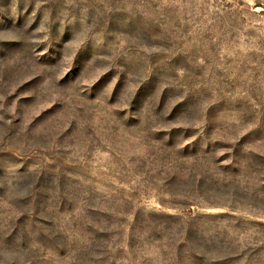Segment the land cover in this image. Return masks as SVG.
Returning <instances> with one entry per match:
<instances>
[{
  "label": "rangeland",
  "instance_id": "1",
  "mask_svg": "<svg viewBox=\"0 0 264 264\" xmlns=\"http://www.w3.org/2000/svg\"><path fill=\"white\" fill-rule=\"evenodd\" d=\"M0 264H264V0H0Z\"/></svg>",
  "mask_w": 264,
  "mask_h": 264
}]
</instances>
